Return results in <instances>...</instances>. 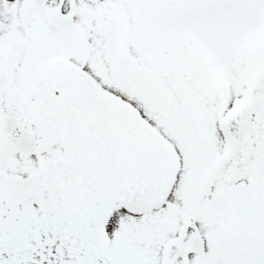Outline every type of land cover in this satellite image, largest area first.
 I'll use <instances>...</instances> for the list:
<instances>
[{"label": "snow or ice", "instance_id": "snow-or-ice-1", "mask_svg": "<svg viewBox=\"0 0 264 264\" xmlns=\"http://www.w3.org/2000/svg\"><path fill=\"white\" fill-rule=\"evenodd\" d=\"M0 264H264V0H0Z\"/></svg>", "mask_w": 264, "mask_h": 264}]
</instances>
